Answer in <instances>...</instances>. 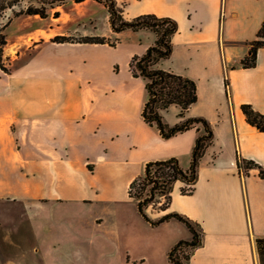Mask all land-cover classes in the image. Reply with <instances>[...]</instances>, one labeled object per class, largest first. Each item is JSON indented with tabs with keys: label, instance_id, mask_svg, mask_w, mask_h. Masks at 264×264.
Returning a JSON list of instances; mask_svg holds the SVG:
<instances>
[{
	"label": "crops",
	"instance_id": "obj_1",
	"mask_svg": "<svg viewBox=\"0 0 264 264\" xmlns=\"http://www.w3.org/2000/svg\"><path fill=\"white\" fill-rule=\"evenodd\" d=\"M115 1L124 3L126 19L152 13L176 21L172 52L158 66L193 79L197 99L182 116L178 106H169L163 120L174 125L202 117L213 130L193 191L182 194L183 183L176 181L169 206L155 214L176 212L200 226L201 244L186 264H259L255 240L264 236V179L257 169L239 173L236 157L264 167V131L240 109L246 103L264 114V46L256 49L253 66L241 65L258 39L264 0ZM75 4L105 10V30L94 22L80 36L117 39L115 46L54 40L74 35L67 31L74 28L58 23L56 8L39 17L37 29L24 23L37 15L15 16L11 37L5 33L1 57L10 63L0 67V264H174L167 253L190 239L189 231L148 236L136 224L120 228L116 222L106 233H94L103 218L81 212L121 181L128 188L148 161L175 157L188 168L199 131L163 138L142 120L144 81L132 76L129 61L154 42V34L112 32L102 4ZM36 31L43 34L27 42ZM10 41L17 44L13 54L5 52ZM99 49L122 50V61ZM64 210L70 215H61Z\"/></svg>",
	"mask_w": 264,
	"mask_h": 264
},
{
	"label": "trees",
	"instance_id": "obj_2",
	"mask_svg": "<svg viewBox=\"0 0 264 264\" xmlns=\"http://www.w3.org/2000/svg\"><path fill=\"white\" fill-rule=\"evenodd\" d=\"M20 1L0 0V18L6 9H11L14 17L38 15L44 18L50 9L62 5L66 0H29L30 2L24 9L14 10V6ZM72 1L80 3L84 0ZM94 1L105 7L112 32L118 33L127 29L132 31L147 29L155 36L154 42L142 54L133 55L129 61L132 76L140 77L144 81L146 99L141 109L142 120L149 126H155L163 138H170L190 128L199 131L192 147L188 168L183 169L175 157L152 160L146 162L143 172L130 181L127 194L135 200L138 213L145 220L150 221L145 210L150 206L158 211L165 210L169 206L171 191L176 181L183 183L180 187L182 194H190L193 191L200 158L213 140L212 126L202 117H188L174 125H168L163 120L162 112L169 106H178L179 115L182 116L197 99L196 83L193 79L158 66V63L168 58L172 52V36L177 32L176 21L171 17L157 16L152 13L140 14L131 19H126L123 16L124 3L119 5L115 0ZM58 15V11L53 12L54 17H58ZM10 20L11 18L5 22L0 20V58L1 47L6 43L3 30ZM257 37L258 39L251 42L248 54L241 60L243 67L253 66L256 49L264 46V21L257 32ZM54 40L68 41L69 38L58 36ZM79 41L97 44L107 43L108 45H115L116 43L115 40L111 41L105 36H85L81 37ZM0 67L5 70L1 62ZM240 109L249 124L255 126L259 131H264V114L255 111L251 105L246 103L241 104ZM236 166L238 172L243 175L247 174L250 169H257L258 176L264 179V167L253 160L237 156ZM170 218L182 222L191 233V237L188 240H179L174 244L167 253L168 260L174 264H186L190 252L201 244L203 232L196 222L176 212L166 213L150 222L156 225ZM255 250L259 264H264V236L255 240Z\"/></svg>",
	"mask_w": 264,
	"mask_h": 264
},
{
	"label": "rangeland",
	"instance_id": "obj_3",
	"mask_svg": "<svg viewBox=\"0 0 264 264\" xmlns=\"http://www.w3.org/2000/svg\"><path fill=\"white\" fill-rule=\"evenodd\" d=\"M29 0H21L19 4L14 6V10L18 9H24L27 4L29 3ZM56 9H59L61 16L57 20L58 23L62 24L64 27H72L74 30L67 29L68 32L73 33L74 35H65L64 37H67L70 39H77L79 40L81 37L80 33L84 32V28H90V24L97 25V29L99 31L105 30V24H104V11L101 10L102 8H99V6H92V5H84V4H75L72 0H66L62 5L55 7ZM86 10H89V14H86ZM52 9L49 10L48 13H52ZM25 16V15H22ZM12 16V10L6 9L0 18L1 22H5L8 18H13ZM28 20H25L24 23H33L35 29L41 27L42 20L39 18V16H32L27 18ZM50 20L52 21V15ZM95 25V26H96ZM14 24L8 23L6 27L3 30V33H7L8 37H11V34L13 33ZM75 31V32H74ZM39 33L43 34L42 31H36L31 37L28 38L27 42H30L34 37L36 39L39 35ZM76 34V35H75ZM79 35V36H78ZM56 39V37L54 38ZM111 40V39H110ZM118 42L117 39H112L111 41ZM115 43V45H116ZM110 45V46H115ZM17 47V44H13V41L9 42V45H7L5 52L13 54V50ZM124 46H121L123 48ZM3 48H1V54H3ZM98 54L105 57L115 58L116 56L120 61H122L123 52L122 50H106V49H99ZM1 65L7 69V64L10 62L6 61L4 57L2 56L0 58ZM173 108H168L167 111L169 113L172 111ZM106 198L103 201H100L98 203H94L91 206H86L82 210L83 217H87L92 212H97L101 215L103 218V224L99 225L98 228L94 233H106V228L108 224L112 223H119L120 228L127 225L128 223H133L137 225V230H140V233H147L149 236L150 234H157V233H177L179 235L180 233H189L186 226L179 221H173L172 224H168L167 221L161 222L159 224H151L150 221H154L158 219L160 216H157L155 213L158 211L156 208L148 207L145 210V214L147 218L150 220H145L137 211L136 208V202L134 199L130 198L127 194V188L125 189L123 182L112 189H108L105 191ZM156 207V206H155ZM63 216H69L70 211L64 210L62 212ZM162 225V226H161ZM178 242V241H177ZM176 242V243H177ZM175 243V244H176ZM158 253L157 256L160 254L162 255V247L157 246ZM153 253V252H152ZM152 253L150 255H152ZM90 260L96 258L95 249H92L89 253Z\"/></svg>",
	"mask_w": 264,
	"mask_h": 264
}]
</instances>
